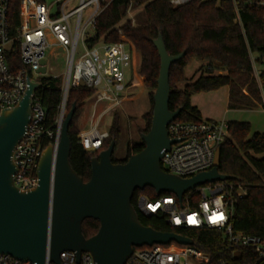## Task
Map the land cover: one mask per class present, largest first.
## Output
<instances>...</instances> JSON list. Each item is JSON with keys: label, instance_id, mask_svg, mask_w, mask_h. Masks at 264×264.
<instances>
[{"label": "trees", "instance_id": "1", "mask_svg": "<svg viewBox=\"0 0 264 264\" xmlns=\"http://www.w3.org/2000/svg\"><path fill=\"white\" fill-rule=\"evenodd\" d=\"M42 1V0H38ZM237 9L232 0H191L181 7H174L170 0H104L103 11L96 21V37L89 41L91 46L99 43L113 44L124 41L139 54V75L149 91L151 112L144 116L147 134L152 126L154 94L158 88L161 60L153 42L160 36L169 55L186 53L185 57L172 65L170 70L171 96L169 108L172 112L182 109L177 122L199 123L204 121L198 108L193 106V96L201 93L229 89V110H255L262 108L264 94V8L253 9L248 0H237ZM21 0H9L8 18L12 31L20 24ZM137 9L143 10L141 17L130 15ZM144 16V17H143ZM143 17V18H142ZM135 22V23H134ZM201 67L197 79L189 81L185 71L192 61ZM12 61L20 67L19 57ZM259 71V80L255 77ZM41 87L35 98L46 111V125L54 130L63 97V80L48 77L40 81ZM93 93L86 87L73 89L68 98L67 112L73 105L76 113L69 127L72 142L70 163L73 170L89 182L92 176L91 161L99 153L86 152L79 144L77 121ZM229 132L220 145L219 172L232 177L224 183L226 200L230 209V224L234 231L249 236L264 238V134L252 133L248 122H228ZM123 131L118 114L114 115L109 129V139L103 150L112 142L115 151L122 142ZM52 142L42 143L44 151ZM145 143L127 144V156L115 164L126 163L133 155L141 153ZM115 154V152H114ZM150 200L159 197L147 188L136 191L132 205L145 227L158 232L176 233L194 241L193 246L212 260H227L230 264H264L258 262L250 249H240V259L233 260L227 250L224 235L209 229H177L159 216H145L138 210V199ZM174 196L163 193L160 197ZM202 196L194 190L185 196L184 206L197 209ZM100 229L98 221L89 219L83 223V235L90 239Z\"/></svg>", "mask_w": 264, "mask_h": 264}, {"label": "built area", "instance_id": "2", "mask_svg": "<svg viewBox=\"0 0 264 264\" xmlns=\"http://www.w3.org/2000/svg\"><path fill=\"white\" fill-rule=\"evenodd\" d=\"M104 0H21L20 24L12 31L8 18L9 0H0V116L3 110L16 107L29 88V80L40 74L42 61L53 47L65 53L67 73L63 81V97L54 130L46 125V111L34 97L32 119L27 133L17 146L13 161L17 168L15 186L30 191L39 185L38 167L43 153L42 143L48 139L57 147L63 121L67 114L69 94L73 89L86 87L93 93L90 126L79 135V144L92 154L100 153L109 139L106 119L112 117L131 89L134 73V53L124 42L99 43L91 46L96 37V21L103 11ZM237 9V0H232ZM191 0H170L181 7ZM253 9L264 8V0H248ZM17 55V68L13 56ZM259 80V71L255 68ZM264 109V94L262 95ZM169 136L176 140L164 154L163 169L181 178H191L213 169L216 152L225 141L229 125L226 121L199 123L173 122L168 126ZM202 196L197 209H182L175 196L150 200L138 199V210L145 216H159L177 229H209L224 235L227 250L233 260L240 259V249H250L258 262L264 260V238L234 231L230 224L229 203L224 183L208 184L196 189ZM185 200V197H184ZM183 200V205H184ZM61 264H95L89 253L80 259L76 252L60 255ZM0 264H37L0 256ZM44 264H54L48 251ZM127 264H230L225 259L212 260L194 246L154 245L135 248Z\"/></svg>", "mask_w": 264, "mask_h": 264}, {"label": "water", "instance_id": "3", "mask_svg": "<svg viewBox=\"0 0 264 264\" xmlns=\"http://www.w3.org/2000/svg\"><path fill=\"white\" fill-rule=\"evenodd\" d=\"M161 60L158 88L154 94L152 126L142 135L145 149L115 164L116 143L101 151L91 161L89 182L73 170L70 163L72 142L69 127L76 106L66 114L60 142L49 145L42 153L39 167V185L30 191L15 186L17 168L13 157L24 139L32 119V104L41 83L29 80V88L22 101L14 108L5 109L0 116V256L44 264L49 251L51 261L60 263L64 252H76L80 259L89 253L95 264H127L135 248L154 245L193 246L194 241L176 233L158 232L145 227L133 205L136 191L153 189L157 196L174 195L184 208V197L199 187L225 183L232 177L219 172L221 150L216 152L212 170L191 178H181L163 169L164 154L176 143L169 136L168 126L175 122L182 109L169 108L172 65L186 53L172 56L160 36L153 42ZM47 60L42 61L40 74L47 75ZM100 223L97 235L86 239L83 223Z\"/></svg>", "mask_w": 264, "mask_h": 264}, {"label": "rangeland", "instance_id": "4", "mask_svg": "<svg viewBox=\"0 0 264 264\" xmlns=\"http://www.w3.org/2000/svg\"><path fill=\"white\" fill-rule=\"evenodd\" d=\"M48 5L52 4L55 0H45ZM209 1V0H205ZM134 20L143 15L142 9H137L135 12L130 14ZM144 17V16H143ZM142 17V18H143ZM135 23V22H134ZM47 60V75L44 77L35 78L37 81H41L44 78L54 77L60 78L64 81L67 73L65 53L62 49L58 47H53L51 51L46 54ZM139 65L140 58L139 54L135 51L134 53V81L131 84V89L127 94L126 100L122 106L114 112L112 117L106 119V129H110L111 124L114 120V115L118 114L121 120V126L123 131V139L117 150L115 151L114 157L117 160L125 159L127 156V144L129 142H139L141 141L142 135H144V130L146 128V121L144 116L148 115L152 110V105L150 102L149 91L144 84V77L139 75ZM199 62L192 61L186 71V77L191 81L194 74L197 71ZM216 94L217 102L213 104L212 95L217 92L201 93L193 96L192 102L194 104H200L206 108L214 109V111L219 112L218 114L223 116L226 109L225 99L223 97L224 88L219 90ZM210 95V96H209ZM93 99L87 101L86 106L78 118L77 127L79 135L82 131L87 130L90 126V117L92 113ZM213 106V108H212ZM228 107V106H227ZM68 113V112H67ZM217 114V115H218ZM227 122H248L251 124L252 133L264 134V109L259 108L255 110H236L231 111L227 117Z\"/></svg>", "mask_w": 264, "mask_h": 264}, {"label": "crops", "instance_id": "5", "mask_svg": "<svg viewBox=\"0 0 264 264\" xmlns=\"http://www.w3.org/2000/svg\"><path fill=\"white\" fill-rule=\"evenodd\" d=\"M201 67V64L199 63V66H198V68H197V71L199 70V68ZM197 71H196V73L194 74V77H193V79L195 80V79H197L198 78V74H197ZM226 91L224 92V94H223V97H224V101H225V105H226V109H225V111H224V113H223V116L221 115H219L218 113L219 112H216V111H214V109H211V108H206V107H204V106H202V105H198V104H194L193 102H192V104H193V106H195V107H197L198 108V110H199V112L201 113V116H202V119L203 120H205V121H226L227 122V117L229 116V113L231 112V111H236V110H229L228 109V102H229V89L228 88H224ZM218 92H220V91H217V92H215V93H213V95H212V101H213V104L214 103H216L217 102V100H216V98H217V96H216V94H218ZM210 96V95H209ZM212 108H213V106H212ZM218 114V115H217Z\"/></svg>", "mask_w": 264, "mask_h": 264}]
</instances>
